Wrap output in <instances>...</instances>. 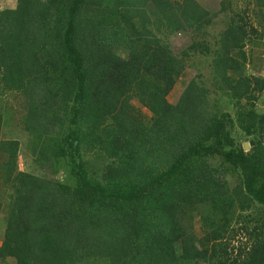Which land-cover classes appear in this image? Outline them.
Listing matches in <instances>:
<instances>
[{"label": "trees", "instance_id": "16d2710c", "mask_svg": "<svg viewBox=\"0 0 264 264\" xmlns=\"http://www.w3.org/2000/svg\"><path fill=\"white\" fill-rule=\"evenodd\" d=\"M231 1L219 0L221 13ZM252 1L261 33L232 14L211 69L218 89L254 105L264 76L230 75L246 41L264 36V0ZM209 17L196 0H17L0 11V106L7 93L23 96L31 154L67 181L18 170L20 144L1 136L0 110L1 259L264 264V215L250 213L264 209V112H238L245 152L203 86L191 81L176 107L164 99L183 73L169 37ZM133 99L152 122L128 117ZM84 151L108 162L104 175L89 172ZM195 207L205 226L197 233L186 214Z\"/></svg>", "mask_w": 264, "mask_h": 264}, {"label": "rangeland", "instance_id": "374dc122", "mask_svg": "<svg viewBox=\"0 0 264 264\" xmlns=\"http://www.w3.org/2000/svg\"><path fill=\"white\" fill-rule=\"evenodd\" d=\"M17 0H0V11L2 10H13L16 7ZM180 1V0H177ZM202 7L208 10L211 17H209V22L207 25L198 32H183L169 37L168 44L172 54L182 62V74L180 78L176 81L172 91L165 96V101L170 105L176 107L180 101V94L183 90L194 81L197 85L203 86L208 91L209 105L214 106V112L218 118L224 117L225 126L227 130L230 131L231 136L236 139L241 145L247 144L249 150V144L247 140L243 137L238 124V112L246 113L251 108L256 112H264V93L259 94L254 93L257 101L252 103H247L245 100L236 101L231 98L230 94L227 92H222L221 89L217 87L216 79L213 78L211 62L213 59V53L218 49V40L220 33L228 25L232 14H241L244 17L249 18L252 21V25L257 27L255 23V15L252 16L254 9L253 1L249 0H232L231 1V14H223L220 12L219 0H196ZM264 12V10H263ZM257 34L261 33L260 27H257ZM255 36L251 37V41H246L244 54L245 60L241 62L240 73H232L231 77L235 76L253 78L259 75L264 76V64L258 65L260 62L259 56H264V51L259 53L254 49H251V44L253 42H258L259 39H253ZM261 38L264 39V36ZM261 41V39H260ZM246 46H248L246 48ZM264 57H262L261 60ZM259 66V67H258ZM259 68V71H258ZM224 89V88H223ZM2 97V104L0 110L3 112V138L7 140H16L20 144L19 155H18V170L33 174L39 177H49L58 182L66 181V173L61 169L56 174L51 171L44 169L40 166L37 158L31 154L30 147V134L25 131L23 123L20 121L21 116L25 113V101L21 94H10ZM4 99V100H3ZM3 106V108H2ZM241 107L242 110L240 109ZM8 110V111H6ZM128 117L136 120L141 124H148L154 119L152 113L139 103L137 99H133L129 102ZM247 150V151H248ZM245 151V150H244ZM245 151V152H247ZM81 159L87 166H91L90 173H94L97 176L105 174L107 161L103 159H98L95 153L84 151L81 153ZM213 166L216 164L212 162ZM97 176H95L97 178ZM228 182L233 184V177L227 175ZM1 199V198H0ZM201 209L195 207L187 211L186 214L190 215L194 219L192 222L194 224L195 232H200L202 229L205 230L203 220L201 219ZM251 215L259 217L262 213L264 215V209H259L258 205L252 206L250 209ZM54 223V222H52ZM4 231V224L2 225V230H0L1 235ZM40 236V235H39ZM38 236V241H42V237ZM1 240V239H0ZM46 243V242H45ZM50 244V243H49ZM46 244V246H49ZM53 247V244H50ZM49 248V247H48ZM51 253H48V257ZM51 257V256H50ZM50 257L41 262L40 264H48ZM13 262V260L11 259Z\"/></svg>", "mask_w": 264, "mask_h": 264}, {"label": "crops", "instance_id": "0c3cea01", "mask_svg": "<svg viewBox=\"0 0 264 264\" xmlns=\"http://www.w3.org/2000/svg\"><path fill=\"white\" fill-rule=\"evenodd\" d=\"M248 46H246L247 48ZM251 49H254L255 51L259 52V53H262L264 51V39H262L261 41L259 40L258 42H253L251 44ZM262 57H264L263 55H260L258 59H260V62H258V65L260 66V64H264V60H261ZM264 59V58H263ZM258 66V67H259ZM258 71H259V68H258ZM260 72V71H259ZM3 134V127H2V131H1V136ZM4 137V136H2ZM0 192H1V189H0ZM3 215L0 216V230H2V225H3ZM0 245H1V242H2V235L0 233ZM0 264H14V262L11 261L10 258H7V259H1L0 258Z\"/></svg>", "mask_w": 264, "mask_h": 264}, {"label": "water", "instance_id": "95a60500", "mask_svg": "<svg viewBox=\"0 0 264 264\" xmlns=\"http://www.w3.org/2000/svg\"><path fill=\"white\" fill-rule=\"evenodd\" d=\"M244 150H245V151L248 150V145H247V144L244 145Z\"/></svg>", "mask_w": 264, "mask_h": 264}]
</instances>
